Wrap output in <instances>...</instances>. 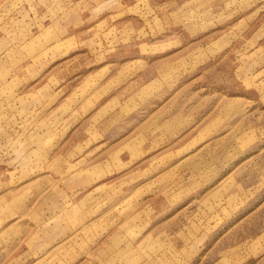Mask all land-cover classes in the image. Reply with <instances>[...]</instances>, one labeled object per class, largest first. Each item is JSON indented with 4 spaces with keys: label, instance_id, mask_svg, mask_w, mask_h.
<instances>
[{
    "label": "rangeland",
    "instance_id": "1",
    "mask_svg": "<svg viewBox=\"0 0 264 264\" xmlns=\"http://www.w3.org/2000/svg\"><path fill=\"white\" fill-rule=\"evenodd\" d=\"M0 264H264V0H0Z\"/></svg>",
    "mask_w": 264,
    "mask_h": 264
}]
</instances>
